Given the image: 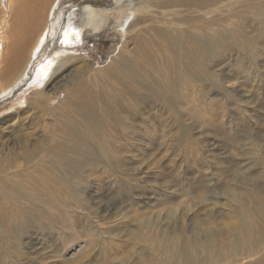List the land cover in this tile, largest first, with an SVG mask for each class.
Segmentation results:
<instances>
[{"label":"rangeland","instance_id":"1","mask_svg":"<svg viewBox=\"0 0 264 264\" xmlns=\"http://www.w3.org/2000/svg\"><path fill=\"white\" fill-rule=\"evenodd\" d=\"M146 25L143 50L122 58L135 68L97 72L71 97L54 86L59 109L15 113L33 84L0 102V120L16 114L50 136L40 163L19 158L27 176L0 178L20 189L16 206L0 190V264H178L192 245L189 264L261 255L239 261L260 239L237 229L264 227V0H193L188 16ZM83 36L73 51L101 65L121 40L110 26ZM81 90L95 95L91 109H67L87 101ZM3 128L17 141L25 133ZM212 243L217 253L200 248Z\"/></svg>","mask_w":264,"mask_h":264},{"label":"bare ground","instance_id":"2","mask_svg":"<svg viewBox=\"0 0 264 264\" xmlns=\"http://www.w3.org/2000/svg\"><path fill=\"white\" fill-rule=\"evenodd\" d=\"M60 1L0 0V102L34 85L28 93L26 105L24 104L25 110L16 109L15 113L22 112L27 116L30 112L38 114V109L44 103H47L53 110L59 109L64 99L56 98L54 94L49 93L54 86L58 85L57 90L71 97L72 84L78 83L82 86L84 81L90 80V76L99 77L97 72L102 77L104 74L115 72L120 67L125 72L135 68L138 65L135 62L127 66L121 65V62L124 54L131 53L134 48L143 50V44L141 46L136 38L139 34L148 31L146 24L159 19L177 18L181 13L188 16L193 0H100L101 3L93 0H62L65 3L57 7ZM105 2L106 4L110 2L111 6L105 7ZM58 10L61 13H57ZM108 26L120 32L121 40L115 47L116 53L109 54L105 64L101 65L87 59L85 53L73 51L83 43V34L87 30L98 31ZM56 28L58 29L55 31ZM182 38L183 35L180 36L181 41ZM166 45L172 44L167 43ZM178 45L181 44L178 43ZM47 47L51 50L57 49V51L48 54ZM182 50L183 47H181ZM44 55L46 56L43 58ZM130 59L131 56L128 60ZM64 79H66L64 83L59 84ZM147 82L146 76H141L140 80H136L138 86L135 87L139 89L138 93L147 89ZM81 93L87 95V101H78L73 108L67 109L74 111L77 109L79 112H87L85 109H91L90 101L95 95L90 94L91 90H81ZM93 111L95 113V110ZM92 118L97 121L99 115H94ZM5 122H9L10 126L17 128L18 131H25L19 136L18 141L10 135L0 136V178L13 181V177L27 176L33 168L32 165L21 166L18 162L19 158L27 164L31 161L40 163L39 140H47L46 138L50 136L46 135L43 130H40V134L33 136L32 124L21 123L20 117L16 114L15 117L0 120L1 130L4 129ZM74 122L72 120L70 125ZM52 131L55 132V130ZM29 137H33V140L30 141ZM57 160L60 162L61 158ZM0 190L4 191L10 205H17L20 199L18 184L2 183ZM37 219L39 217H36ZM237 230H240L241 234L247 232L245 234L247 239L253 232L260 239V243L251 246L247 250V255L242 256L239 261L261 253L258 259H253V262L264 264V227L259 222L242 221ZM204 245L200 247L203 251L210 248L216 253L221 247V245L216 247L213 243ZM195 253L197 252L192 245L189 253L178 260V264L195 262ZM166 259L168 257L160 262L165 264Z\"/></svg>","mask_w":264,"mask_h":264}]
</instances>
